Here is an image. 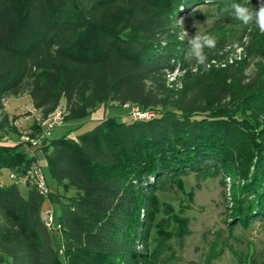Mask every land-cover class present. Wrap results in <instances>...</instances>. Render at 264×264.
Segmentation results:
<instances>
[{"label":"trees","instance_id":"obj_1","mask_svg":"<svg viewBox=\"0 0 264 264\" xmlns=\"http://www.w3.org/2000/svg\"><path fill=\"white\" fill-rule=\"evenodd\" d=\"M233 2L0 0V264L169 263L173 241L184 248L187 212L210 177H220L230 228L264 220V33L229 16ZM211 17L208 34L220 35L206 54L238 26L239 41L249 39L248 58L223 68L190 63L182 29ZM178 64L181 87L171 88L167 72ZM25 93L44 119L63 104L69 123L59 137H50L56 125L41 144L30 143L42 150L41 164L21 149L25 142L2 139L6 129L20 134L18 116L5 107ZM113 104L154 116H107L73 136L95 110ZM35 167L46 195L30 176ZM191 174L197 183L187 191Z\"/></svg>","mask_w":264,"mask_h":264},{"label":"rangeland","instance_id":"obj_2","mask_svg":"<svg viewBox=\"0 0 264 264\" xmlns=\"http://www.w3.org/2000/svg\"><path fill=\"white\" fill-rule=\"evenodd\" d=\"M209 10L216 14L214 16L216 19L218 14L215 9ZM212 23V17L193 20L188 28L184 27L182 29L181 35L189 40L190 36L195 35L198 29L201 34H208ZM241 29L242 27L238 26L228 29L229 32L226 35L225 44L208 54L206 63L198 64L191 53H189L187 57L190 63L193 66L195 65V67L205 69L211 66L223 68L229 65H238L244 61L248 58L249 39L246 37L244 43L239 41L242 33ZM219 35L220 32L215 33L213 36L215 41ZM253 71L254 67L252 64L247 72L251 74ZM167 73L168 85L171 88L181 87V77L185 72L180 70V64L177 65L174 72L170 73L168 71ZM27 87L26 85V90ZM13 97L8 104L7 110L13 114L12 116L10 115V118L18 116L14 126L17 127L21 135L12 132L11 129H6L3 131L4 136L2 139L7 142L21 141L28 146H32L30 145L32 139L41 140L45 136L48 124L53 121L55 113L64 109L63 104H61L60 110L57 109L44 119L40 110H37V112L33 110L35 107L30 102L32 101L31 96L23 94ZM130 113L131 109H129L128 105L113 104L106 106V108L99 107L79 129L73 132V136L76 137L93 129L100 123L101 119L107 116H117L120 121H128L130 120ZM37 123H41L43 127L40 133L33 131L34 124ZM67 127L69 128V123L57 126L50 137H59L65 133L66 129L68 130ZM34 133L36 135L32 136ZM1 180L4 184L12 182L8 169L1 171ZM18 181L21 192L26 194L25 179L20 177ZM196 183V178L191 174L185 180L186 190L190 191ZM222 191L223 187L220 183V177H210L202 182V187L196 190L192 207L187 212L190 218V233L185 237L184 248L180 247V240L175 239L173 245L176 250V256L166 264H264V220L256 221L250 227L238 224L230 228L226 220L227 207ZM177 203L178 201L175 202V204ZM56 209L57 212L60 211L57 206Z\"/></svg>","mask_w":264,"mask_h":264},{"label":"clouds","instance_id":"obj_3","mask_svg":"<svg viewBox=\"0 0 264 264\" xmlns=\"http://www.w3.org/2000/svg\"><path fill=\"white\" fill-rule=\"evenodd\" d=\"M228 15L235 20L240 21L244 26L255 24L260 32L264 33V0H260L259 7L250 8L247 6V0L244 3L234 2L226 9ZM215 40L209 34H201L198 31L195 35L190 36L188 45L192 57L198 64H204L207 61L205 49L215 47Z\"/></svg>","mask_w":264,"mask_h":264},{"label":"built area","instance_id":"obj_4","mask_svg":"<svg viewBox=\"0 0 264 264\" xmlns=\"http://www.w3.org/2000/svg\"><path fill=\"white\" fill-rule=\"evenodd\" d=\"M131 116L135 120H137V119H151L154 116V112L153 111H143L138 106H134L132 108ZM63 122H64V116H63L62 111H60V112L57 111L55 113L53 121L48 124V128H47V131L45 133V136L42 137L41 140L32 139L30 143L32 145L41 144L43 142V140L45 139V137L51 133L53 128L56 125L62 124ZM30 176H31V178H33L34 182L37 184L38 189H39L41 194L46 195L49 193V191H50L49 186H48L40 168L35 167L34 169H32L30 171ZM12 177H15V175H12ZM44 215H45L46 224L48 226H52L54 224V218H55V212H54L53 208L46 209Z\"/></svg>","mask_w":264,"mask_h":264},{"label":"crops","instance_id":"obj_5","mask_svg":"<svg viewBox=\"0 0 264 264\" xmlns=\"http://www.w3.org/2000/svg\"><path fill=\"white\" fill-rule=\"evenodd\" d=\"M26 95H29V94H27V93H25ZM30 96V95H29ZM12 98H14V97H11V98H9L8 99V101H7V103H6V111H7V113L9 114V115H13V114H11V113H9L8 112V110H7V108H8V104H9V102L11 101V99ZM32 99V98H31ZM30 102H32V105H33V100L32 101H30ZM34 106V105H33ZM32 106V107H33ZM33 110H35L36 112H37V109H33ZM35 113V112H34ZM64 125V124H63ZM62 125V126H63ZM56 128V127H55ZM68 128V127H67ZM20 129V128H19ZM66 131H67V129H66ZM66 131H64V132H66ZM24 152H26L27 154H29L30 156H32V155H35L37 158H38V161L40 162V164L41 163H43L44 161H45V156H44V154H43V152H42V150L41 149H38L37 147H35V146H28L26 143L22 146V148H21ZM10 174H11V172H10Z\"/></svg>","mask_w":264,"mask_h":264}]
</instances>
